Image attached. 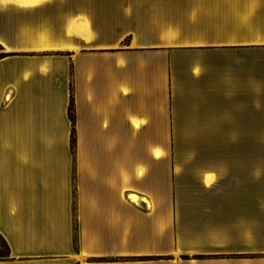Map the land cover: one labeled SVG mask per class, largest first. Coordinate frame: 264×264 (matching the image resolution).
I'll return each mask as SVG.
<instances>
[{"label": "crops", "instance_id": "1", "mask_svg": "<svg viewBox=\"0 0 264 264\" xmlns=\"http://www.w3.org/2000/svg\"><path fill=\"white\" fill-rule=\"evenodd\" d=\"M0 49V264H264V0H0Z\"/></svg>", "mask_w": 264, "mask_h": 264}, {"label": "rangeland", "instance_id": "2", "mask_svg": "<svg viewBox=\"0 0 264 264\" xmlns=\"http://www.w3.org/2000/svg\"><path fill=\"white\" fill-rule=\"evenodd\" d=\"M0 55H2V51L0 49ZM262 61H263V64H264V50L262 51ZM263 103H264V98H263ZM264 107V105H263ZM262 116H263V127H264V109H263V112H262ZM251 142L253 143V137H252V140ZM256 143H258L261 147V162H260V171H261V192H262V195H263V202H264V135L262 136H259V137H256ZM263 219V235H264V215L262 217ZM264 248V246H263ZM0 252H4V247L0 241Z\"/></svg>", "mask_w": 264, "mask_h": 264}, {"label": "trees", "instance_id": "3", "mask_svg": "<svg viewBox=\"0 0 264 264\" xmlns=\"http://www.w3.org/2000/svg\"><path fill=\"white\" fill-rule=\"evenodd\" d=\"M10 54H2L0 55V58L8 56ZM73 100H72V95L70 97V103H69V107H68V115L69 118L71 120L72 125H74V113H73ZM71 138H72V143H74V130H72L71 133ZM0 241L4 247V252H0V259H5L9 256V246L7 244V242L5 241V239L0 235Z\"/></svg>", "mask_w": 264, "mask_h": 264}]
</instances>
